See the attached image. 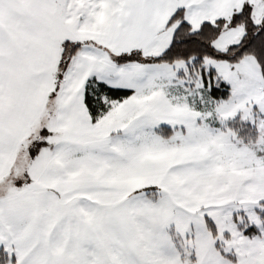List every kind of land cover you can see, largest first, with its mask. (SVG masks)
<instances>
[{
  "label": "snow or ice",
  "instance_id": "1",
  "mask_svg": "<svg viewBox=\"0 0 264 264\" xmlns=\"http://www.w3.org/2000/svg\"><path fill=\"white\" fill-rule=\"evenodd\" d=\"M0 264H264V0H0Z\"/></svg>",
  "mask_w": 264,
  "mask_h": 264
}]
</instances>
